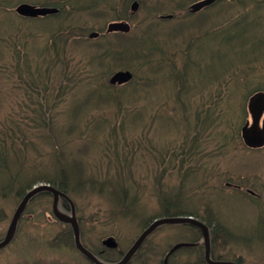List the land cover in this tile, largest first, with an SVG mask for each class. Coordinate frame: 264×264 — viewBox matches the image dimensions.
<instances>
[{
    "label": "trees",
    "instance_id": "obj_1",
    "mask_svg": "<svg viewBox=\"0 0 264 264\" xmlns=\"http://www.w3.org/2000/svg\"><path fill=\"white\" fill-rule=\"evenodd\" d=\"M16 1L27 2L35 6L54 7L58 9V12L44 17L45 19L43 17L35 19L20 17L14 10L9 9V6ZM133 1L140 4L142 18L139 20L138 16L131 14L129 9ZM197 1L200 0H0V16L10 21L8 26H5L6 32H2V34H22L25 38L23 44L28 41L36 42L37 39H41L46 44V48L37 49L35 52V57L41 59L40 63L32 66L28 60L30 58L29 48L14 52L13 49L11 50L12 46L7 44V38L4 35L0 37V43L8 47L10 59L15 61V65L23 64L22 73L26 75L25 82L26 84L30 82L24 88L36 98L33 105L39 107L41 111V119H33L37 132L41 131L39 127H44L45 132L53 133L49 126V112L45 110L44 102L49 90L47 82L51 71L58 69L55 72L58 77L54 78H57V81L54 80L57 82L54 90L58 101H65L67 108L74 100H79L74 112L65 111L66 121L71 116L75 117L72 121L84 122V130L81 131L82 133L80 132V135L79 132L74 131L75 125V127L64 129L65 131L61 133L58 132L59 139L64 140L65 143H73L74 139L70 141L69 137L80 136L82 143L93 141L92 139H95L97 135L103 141L106 138L110 141L115 135L112 145L103 142L99 149H92V145L86 143L83 145L84 152L77 153L75 157L60 152L63 157L57 156L58 164L50 161L52 158L48 154L47 162L52 165L50 164L45 171L41 172V167H37L38 163H34L33 160L29 161L30 167L26 169L24 167L26 163H23L17 151H15L16 155L12 154L14 159L16 157L17 161H15L18 164L17 169H14L11 155L6 147L7 140H20L21 135L16 134V129H7L4 138L0 134V142H3L0 145V239L3 236V226L9 222L11 217L5 206L11 205L14 211L25 193L40 182L50 184L54 189L71 198L76 205L81 242L102 261L110 263L119 261L125 252L123 249H127L131 242L126 247L122 246L123 248L118 242L116 249H106L100 245L99 241L97 243L95 241L96 230L102 223L101 211L97 210L84 218L81 213L86 207H77V195H82L94 188L99 197L105 199V206L108 211L112 210L114 225L117 227L114 235L116 240L121 236L118 230L127 216L137 218L135 226L139 230L141 228V231L148 226L151 218H158L148 217L150 219L146 221L144 219V223H138L140 218L136 215L140 211L141 204L138 194L134 192L135 189H138L139 184L137 179H134L135 164L133 165L134 160L130 157L136 153L138 147L141 148V152L137 153L138 156H143L146 153L147 155L152 154L153 157L167 155L171 149L168 147L163 152L154 151V146L150 141L142 142L144 134L140 141L133 142L132 145L136 146V149H132L129 148L128 142H125L126 136L137 139L140 137V132H148L155 124L154 110L158 113L157 121L165 120L162 117L165 116L163 114L165 112L164 104L168 102V99L176 95L177 101L181 103L179 89L187 88V86L183 80L178 81V79L184 73H187L188 76L187 69L190 70L188 66L192 63L195 65L197 53L191 51L190 43L198 40L199 36L206 32L220 31L222 46L233 47V45L239 44V47H247V49L257 45L264 46V0H215L200 12L191 14L188 7ZM163 15H172V18H160ZM255 16H258L260 20L254 27L251 26L252 24L250 25L249 18ZM113 21L127 22L131 26L130 32L107 34L105 23ZM252 28L256 29L257 33L255 37L249 39L248 36L253 32ZM91 31L98 32L99 38L90 40L88 34ZM68 50L71 52L70 60L67 59ZM21 53L24 60L21 59ZM226 58L221 64L219 76L216 77V79L219 78L217 82L209 83L204 88L194 87L189 82V89L192 92H187L182 98L190 102L194 99L191 97L193 94L199 95L200 93L201 95V93L208 92L225 103L227 96L220 95V93L214 95L212 91H209L210 87H218L221 91L229 82L241 83L247 80V76H256V72H254L257 71L254 69L258 64L256 61H264V54L255 56L253 62L246 65L245 60L247 59L244 56L236 58L235 55L229 54ZM43 62L45 65L48 63L49 66L47 65L48 67L42 73ZM118 70L130 72L132 79L123 85H110L107 82V77ZM244 70L247 71L244 72ZM41 75L47 76L43 79L44 86L39 85ZM185 78L187 80V77ZM258 82L254 91H264V81ZM81 89L86 90L85 94ZM155 89L161 90V93L157 102L151 106L152 102L147 103L148 94ZM230 99L233 98L230 97ZM222 105V103L219 104L214 110L229 111L223 109ZM99 109L102 110V114L95 115L101 116L96 118L94 114ZM200 114L202 113L198 112V115ZM212 114L215 113L212 112ZM108 125L112 127L109 130H107ZM125 132L130 135H125ZM200 132L204 135L202 130ZM36 139V145L26 144V141L23 142V145L32 146L38 152L37 148L42 143L47 145V142L41 141L43 140L41 138ZM176 148L173 150L176 151ZM95 154L110 161L108 162L110 168H116L117 174H114L113 177L107 175L101 181L94 173L99 167V161L89 162V159H92ZM187 160H189L188 165L191 166L192 160ZM182 163L184 162L182 161ZM176 167H174L175 170ZM202 169L203 165H200L201 174L199 177H194V173L189 169L186 170V176L190 175L189 179L187 178L189 181L187 187L193 186L195 179L205 181V184L203 183L205 186H203L205 188L204 203L185 201V204L176 205V207L192 209L190 215L208 227L211 251L216 260H232L238 264H264V219L256 217L250 219L248 216L238 214L243 213L239 210L243 209L240 205L242 202L239 200L251 198L248 197V194L242 193V197L237 196L242 199L235 200L232 196H228L225 200L222 189H208L209 173L206 171L203 175ZM179 170L181 168L178 167L177 171ZM88 195L91 194L87 193L83 196ZM214 195L217 197L215 198ZM218 195H222L220 199H218ZM51 198L52 195L47 193L35 195L27 204L18 222L15 238L24 237L23 241H17L22 244L21 247L16 248L19 252L18 259L24 262L20 264H42L41 260H47L46 251L52 253L75 251L70 226L58 222L51 213ZM45 201H48L47 204H42ZM63 207L65 209L68 207L65 201H63ZM165 207L164 211L169 214L168 212L172 211L173 207L170 208L167 204ZM203 208H205V215L198 213V210ZM178 214L175 211L169 216ZM41 219L46 222L43 223ZM48 222L58 225L60 230L52 228V233L46 235L43 232L42 234L41 227L46 226L47 228ZM178 227L188 236L187 238L182 237L183 242L196 244L194 247L182 248L181 251L187 249L186 251L194 252L200 259L199 264H206L202 256L204 249L200 230L186 224L178 225ZM87 228L95 232L88 233ZM92 238L93 241H91ZM166 245L170 247L171 243L165 244L163 241H158L157 244L152 245L148 238L133 256L131 263L153 264L157 258L154 252L164 250ZM192 256L195 255L186 254L187 259ZM67 262L66 264H72ZM51 263L64 264V261L50 260L49 264ZM183 264L189 263L184 262Z\"/></svg>",
    "mask_w": 264,
    "mask_h": 264
},
{
    "label": "rangeland",
    "instance_id": "obj_2",
    "mask_svg": "<svg viewBox=\"0 0 264 264\" xmlns=\"http://www.w3.org/2000/svg\"><path fill=\"white\" fill-rule=\"evenodd\" d=\"M18 3L21 2H13L12 5L9 6V9L13 11L16 7V4ZM134 15L139 17H137L138 20L142 18L140 8ZM259 20L260 18L258 16L251 17L249 18V23L250 25L252 24L251 26L255 27ZM9 23V20L3 19L2 16H0V37L4 35V37L7 38L6 42L9 46H12L11 50L13 49L14 52L23 51L29 48L28 52L30 53V58L28 60L29 62H31L32 66H36L37 63H40L41 59L35 57V52L37 51V49L43 50L44 48H46V44L41 39H37L36 42L28 41L26 42V44H23L25 43V38L22 34H2V32H6L5 26H8ZM107 23L108 22H106L105 24ZM252 29L253 32L250 36H248L249 39H252L253 36L255 37L257 33L256 29ZM220 40V31H215L210 35L201 37L195 42L190 43V49L192 52L197 53V59L195 61V67L191 65L192 68L190 66V70L187 69V71H189L187 76L188 82L185 83L187 88L182 87L181 89H179V97L181 98V103L177 101L176 95L175 97L168 99V102L164 104L165 112H163V114L165 116L162 117L165 118V120L157 121L155 119L154 126H151L148 132H140V137L137 139L132 136L130 138L126 136L125 142H128L129 148L132 149H136V146L132 145L133 142L135 143V141H140L143 134L145 136L143 137L142 142L150 141L154 146V151L157 150L163 152V150L167 149L168 147H170L171 149V152L167 155H159L153 157L152 154L147 155L146 153L143 154V156H138L137 153L141 152V148L138 147L136 149V153L130 157V159L134 160L133 165L135 164L133 168V176H135L134 179L136 178L139 184L138 189H135L134 192L138 194L140 199L139 202L141 204V208H139L140 211L136 215V217L140 218L138 223H144V221L150 219L148 217H167V214L164 211L166 208L165 205L167 204L169 207H171L174 201L175 208V200L177 196L183 195L174 192L173 189L174 186L179 183L180 176L182 177L186 173V170L189 169L190 172L194 173V177H199V175L201 174V172L199 171L200 165H203V175L206 171L209 173L207 184V187L209 186L208 189H222L225 200L228 196H232L235 200L242 199L240 197L237 198V196H241L246 188H249L251 190L253 189L255 192L259 193L261 197L258 196V201H253L251 199L239 200L242 202V204L240 205H242L243 207V209L239 210L245 213L238 214L248 216V218L250 219H253L254 217L264 219V147L258 150H248L247 148H245L240 136V128L249 118L247 112V101L248 97L252 94L251 90L256 86V84L258 85V81H264V68L262 67L264 65V61H256L258 63L257 67L254 68L255 70H257L254 71L256 72V76H247V80L244 82H229L227 86L223 87L221 91L218 87H210L209 91H212L214 95L220 93V95L227 96L224 101L225 103L221 102V99L218 100L216 96H212L208 92L201 93V95H203L204 97L201 96L200 93L199 95L197 93H195L196 95L193 94V96L191 97H193L194 99L190 102L187 101V99L184 100V98H182V96L184 97L187 92H192L189 89V82L197 88H204L209 83L217 82L219 78L216 79V77L219 76V71L222 68L221 64L223 60L227 59V55L233 54L236 56V58H241L243 56L246 57V65L252 62L255 56L257 57V55L260 56L261 54H264V46L261 47L257 45L251 48L249 47L247 49V47H239L238 44L237 46L233 45V47H227L222 46V41ZM260 48L261 50H258ZM70 53L71 52L68 50V60H70ZM194 53L193 55H195ZM22 55L23 54L21 53V59H23ZM22 65V63L19 66L15 65V61L10 59L8 47L0 43V134L1 137L4 138L7 129H16V134H18V136L21 135L20 140H7L8 142L6 147L8 148L7 150L11 155L12 167L14 169H17L18 165L16 162V157L14 159L12 156L15 151H17L20 159L23 160V163H26V165L24 166L26 169L30 167V165H28L29 161L33 160L34 163H38L39 166L37 167H41V172H43L51 164L50 162H47L48 154L52 158L50 161H53L54 163L56 162L58 164L59 160H57V156H62L60 152H63L64 154H70L75 157L77 153L84 152L83 145H85L86 143H90V145H92V149H99L102 146L103 142L105 144L110 143V145L114 143L115 139H113V137L115 135L110 141L107 138L105 141H103V139H101L98 135L95 139H92L93 141L82 143V137L80 136L69 137L70 141L73 139L76 140V142H74L73 140V143H65L64 140L61 141L59 139L58 132L61 133L62 131H65L64 129L75 127V125L76 128L74 131L79 132L80 135V132H83L84 130V122L81 123V121L79 122L78 120L72 121L75 117L71 116L66 121L65 111L67 110L69 113L74 112L79 100H74L72 104L67 108L65 105V101H58V96L54 90L57 84V78L54 79L57 76L55 72L58 69L55 71H51L49 81L47 82V87L49 88V90L44 102L45 110L49 112V126H51L50 128L52 129L53 133L45 132L44 127H39L41 131L37 132V127H35L33 119H41V111L39 110V107L33 105L36 98L33 96V94L29 93L24 88L25 86H28V83L30 82H27V84L25 82L26 75L22 73L24 68L22 67ZM47 65L48 63L45 65V62H43V64L41 65L42 73L49 66ZM245 71L247 70H244V72ZM185 74L187 73H184L183 76ZM45 78H47V76L41 75V79L39 81L40 86H44L42 83L43 79ZM182 80L186 82L184 79ZM178 81L180 80L178 79ZM81 91H84V94L86 92L85 89H81ZM160 93L161 90L159 91L157 89L149 92V100H147V103L150 104L152 102V106L154 102H157ZM225 93H227L228 95H226ZM169 96H171V93H169ZM200 97L202 98L200 99ZM230 97H232L233 99H230ZM37 100L39 101L38 98ZM221 103L223 104L222 108L228 109L229 111H215L214 109ZM211 107L214 108L212 109ZM101 112L102 110L99 109L94 114V117H101L95 116L98 114H102ZM198 112L202 114L198 115ZM212 112L215 114L213 115ZM153 115L155 117H158V113L156 110H154ZM110 125H108L107 130L112 128ZM200 130L204 132V135H202ZM124 134L130 135L129 133L127 134V132H125ZM12 137L13 136L11 134V138ZM36 138L43 139L41 141L47 142L48 146L45 143H42L37 148V152L32 146L23 145V142L25 141L26 144L33 143V145H36ZM1 144H3V142H0V145ZM174 148H176V151L173 150ZM187 159L192 160L191 166L188 165L189 160ZM96 161H99V167L94 173L101 181L103 178H106L107 175H109V177H113L114 174H117V169H114L113 167L110 168V164H108V162L110 161H108L103 156L101 157L98 154H95L92 156V159H89V162L92 163ZM182 161L184 163H182ZM174 166L181 167V170H175L173 168ZM218 174L219 176H216ZM156 177L158 179H156ZM202 181L203 180L200 179L198 181V185L202 186L200 190L202 193H204L205 186L203 185V183L205 184V181ZM159 183H161L162 185L161 191L163 192H167L168 186L171 187L170 192H167V194L162 193L164 197L162 194H156L154 192L155 187L158 186ZM226 184L239 186L241 190L235 191L234 189L226 187ZM189 189L190 188H186L185 185V196H187L190 192ZM87 193H90L91 195L83 196ZM216 197L217 196H215V198ZM76 198L78 199L77 207H86L84 208V212L81 213L84 218L92 215L97 210L101 211L102 223L96 230L97 237L95 241L97 243L99 241L101 245V241L103 239L108 237L114 238L115 230L117 227L116 225H114L112 210H107V207L105 206L106 201L104 198L99 197L97 190L93 188L92 190L82 193V195H77ZM218 199H220V196L218 197ZM47 202L45 201L44 203H41L47 204ZM5 208L8 214L12 217V214L14 213L16 208L14 209V211L11 205H6ZM110 213L111 215H109ZM199 214L205 215V208L201 209L199 211ZM152 219L153 218H151V221ZM136 220L137 218H133L132 216H127L123 220V225L120 226L118 230L121 236L117 238V241L121 243V248L126 247L132 241V238H136L140 233L141 228L139 230L137 226H135V224L137 223ZM41 221L43 223L46 222L43 219H41ZM9 222L5 223L3 226V236L6 232ZM48 224L49 225H47V228L46 226L41 227L42 234L43 232H45L46 235L52 233V228L60 230V227L58 225H55L52 222H48ZM170 226L171 225H164L165 228L161 227V229H159L154 235V240H151V244H157L158 239L168 234L173 236L178 232H180L181 237H188L187 234L184 233V231L178 229L177 227ZM87 231L88 233L95 232L89 228H87ZM50 236L54 237L53 235ZM15 237L12 243L8 245V247L10 248H6L5 251L0 252V264H20L21 262H23V260L18 259L19 252L16 248L21 247L22 244L17 241H23L24 237L20 236L18 239H16ZM164 239L167 240L168 238L165 237ZM91 241H93V238ZM73 252V250L62 251L59 253L46 251V255H48L46 256L47 260H41V263L49 264L50 260H59L61 262L64 261V264H66L65 262L67 261L71 262L75 260V264H88V262L79 257L75 252ZM153 264H156V261Z\"/></svg>",
    "mask_w": 264,
    "mask_h": 264
},
{
    "label": "water",
    "instance_id": "obj_3",
    "mask_svg": "<svg viewBox=\"0 0 264 264\" xmlns=\"http://www.w3.org/2000/svg\"><path fill=\"white\" fill-rule=\"evenodd\" d=\"M210 3V0H207L206 2L201 3V5H207ZM200 4L194 5L192 7V11H197L200 9ZM138 5L136 3H133L131 6V9L135 11L137 9ZM17 12L23 15L27 16H38V15H46V14H52L55 13L56 10L54 9H45V8H40V9H34L32 7L22 5L17 8ZM129 27L124 24V23H112L108 26L107 31H121V32H128ZM90 38H95L97 37L96 33H91ZM131 75L128 73H117L113 76L111 79V82H124L130 79ZM257 103L259 104V108L257 109L255 105H251L250 111L252 115L257 118V116L260 114L261 110L264 107V95L260 94L256 97ZM261 146V145H259ZM47 191L50 192L53 195V213L57 219H59L62 222L69 223L72 226L73 229V234H74V242L77 247V249L92 263V264H108V263H103L97 260L91 253L86 251L80 244L79 242V229L77 226V222L75 220L74 216V208L73 206L71 207V216H65L60 214L57 211V200L58 197H64L61 193L57 192L53 188L49 186H38L33 188L30 192H28L18 205L16 211L13 214V217L11 219L10 225L7 229L6 236L2 242H0V248L5 247L13 238V235L15 233L16 229V224L18 219L21 216V213L25 209V206L28 202V200L34 196L35 194L39 192ZM67 199V198H66ZM69 200V199H68ZM191 224L197 228L200 229L203 241H204V255H205V260L208 264H235L232 262H213L210 260V240H209V233H208V228L205 224L190 218V217H175V218H162L155 220L153 223H151L142 233L141 235L137 238V240L134 242V244L131 246V248L127 251V253L124 255L121 261L113 264H127L128 261L130 260L131 256L135 253V251L141 246L142 242L144 239L151 233L155 228L158 226L164 225V224ZM104 245L109 247V248H114L116 246L115 242L112 239H108L104 242ZM183 246V244H178L175 247L172 248L170 252H173L174 250L178 249L179 247Z\"/></svg>",
    "mask_w": 264,
    "mask_h": 264
},
{
    "label": "bare ground",
    "instance_id": "obj_4",
    "mask_svg": "<svg viewBox=\"0 0 264 264\" xmlns=\"http://www.w3.org/2000/svg\"><path fill=\"white\" fill-rule=\"evenodd\" d=\"M253 62V61H252ZM257 62H261V61H257ZM191 65H189L188 67H190ZM192 66L193 67H195V65H194V63H192ZM192 66H191V68H192ZM251 67V66H250ZM263 68H264V65L262 66ZM185 77H187V74H185L184 76H182L181 78H179V80L180 81H182V79H184V80H186V78ZM188 82V77H187V80H186V82L185 83H187ZM257 85V84H256ZM251 92H252V94L248 97V101H247V108H251V105L253 106V105H255V106H257V101H255L256 100V97H257V92H255L254 91V88L251 90ZM38 186H49V187H51V188H53L50 184H48V183H38V184H35V185H33L32 187H31V189L30 190H28L26 193H25V195L28 193V192H30L33 188H35V187H38ZM54 189V188H53ZM54 190H56V189H54ZM57 192H59V193H61L60 191H58V190H56ZM39 193H47V194H50V195H52L50 192H47V191H43V192H39ZM39 193H37V194H39ZM37 194H35V195H37ZM62 195H64L66 198H64V197H61V196H59L58 197V200H57V211L60 213V214H62V215H65V216H71V207L73 206V208H74V216H75V220H76V222H77V226H78V229H79V242H80V244H81V246L86 250V251H88L89 253H91L96 259H97V257L91 252V251H89L84 245H83V243L81 242V233H80V227H79V221H78V219H77V217H76V209H75V205H74V203H73V201L71 200V198L69 197V196H67V195H65V194H63V193H61ZM24 195V196H25ZM34 195V196H35ZM23 196V197H24ZM34 196H32L29 200H28V202H27V204L29 203V201L34 197ZM23 199V198H22ZM22 199H21V201H22ZM69 199V200H68ZM20 201V202H21ZM63 201H65L67 204H68V207H67V209H65L64 207H63ZM20 202H19V204H20ZM18 204V205H19ZM27 204H26V206H25V209H26V207H27ZM18 205H17V207H18ZM17 207H16V209H17ZM16 209H15V211H16ZM25 209L23 210V212L21 213V216H20V218L22 217V215H23V213H24V211H25ZM14 211V212H15ZM51 213H52V215H53V217L58 221V222H60V223H62V224H66V225H69L70 226V228H71V232H72V240H73V245H74V248H75V253L79 256V257H81L82 259H84L86 262H88V264H92L78 249H77V247H76V245H75V242H74V234H73V229H72V226H71V224H69V223H65V222H62V221H60L59 219H57L56 217H55V215H54V213H53V195H52V198H51ZM166 213V212H165ZM14 214V213H13ZM13 214H12V217H13ZM167 214V213H166ZM12 217H11V219H12ZM20 218L18 219V221H17V224H16V229H15V233H14V235H13V238L11 239V241L6 245V246H8V245H10L11 243H12V241L14 240V237H15V235H16V230H17V225H18V222H19V220H20ZM162 218H165V217H159V218H155V219H152V221L151 222H149L148 224H150V223H153L155 220H158V219H162ZM10 222H11V220H10ZM10 222H9V225H10ZM9 225H8V227H9ZM8 227H7V229H8ZM147 228V227H146ZM145 228V229H146ZM7 229H6V232H7ZM144 229V230H145ZM6 232H5V234H4V236H3V238L0 240V242H2L3 240H4V238H5V236H6ZM108 239H114L113 237H108V238H105V239H103L102 241H101V245L102 246H104V242L106 241V240H108ZM2 248H0V250H1Z\"/></svg>",
    "mask_w": 264,
    "mask_h": 264
},
{
    "label": "flooded vegetation",
    "instance_id": "obj_5",
    "mask_svg": "<svg viewBox=\"0 0 264 264\" xmlns=\"http://www.w3.org/2000/svg\"><path fill=\"white\" fill-rule=\"evenodd\" d=\"M255 107L256 108L259 107L258 103H257V106H255ZM259 123H260V125H264V112H263V115L259 119ZM255 128H252V130H251V127H250L247 131V134L249 133V135H251V136L257 135L258 133L256 132ZM257 128H258V126H257ZM253 143L255 144L257 142L253 141ZM252 195L255 196L254 198L258 197L256 194H252ZM167 253H168V250L165 252H163V251L154 252V254L157 256V258L155 259L156 263H158V264H183L184 262H188L189 264H199V262H200V259H198L197 254H195L194 252L184 251V252H182L181 255H176V256H172L173 253L170 254L169 256H167ZM185 253L186 254H194L195 256H192L189 259H187V258L184 259L186 257ZM202 256L204 259V255H202ZM213 260H214V257H213ZM204 261H205V259H204Z\"/></svg>",
    "mask_w": 264,
    "mask_h": 264
}]
</instances>
